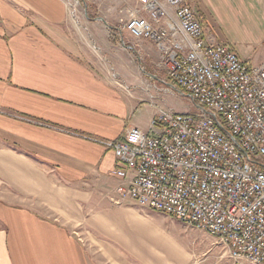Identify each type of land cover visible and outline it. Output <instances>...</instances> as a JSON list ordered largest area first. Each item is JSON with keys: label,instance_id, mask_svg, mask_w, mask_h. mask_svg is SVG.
Returning a JSON list of instances; mask_svg holds the SVG:
<instances>
[{"label": "crops", "instance_id": "obj_1", "mask_svg": "<svg viewBox=\"0 0 264 264\" xmlns=\"http://www.w3.org/2000/svg\"><path fill=\"white\" fill-rule=\"evenodd\" d=\"M194 9L220 43L228 16L262 19L252 43L230 46L251 65L264 63V0H194ZM68 24L64 0H0V264H199L168 232L176 218L117 203L121 163L87 137L147 131L155 108L107 78ZM105 47L125 89L137 83L131 76L141 80L131 70L153 69L159 58L148 41L135 51Z\"/></svg>", "mask_w": 264, "mask_h": 264}, {"label": "built area", "instance_id": "obj_2", "mask_svg": "<svg viewBox=\"0 0 264 264\" xmlns=\"http://www.w3.org/2000/svg\"><path fill=\"white\" fill-rule=\"evenodd\" d=\"M104 1L119 14L123 47L152 42L172 81L160 80L168 86L160 90L194 109L152 95L147 131L132 126L120 141L87 137L121 163L117 203L135 201L216 237L230 264H264V64L209 39L194 0Z\"/></svg>", "mask_w": 264, "mask_h": 264}, {"label": "rangeland", "instance_id": "obj_3", "mask_svg": "<svg viewBox=\"0 0 264 264\" xmlns=\"http://www.w3.org/2000/svg\"><path fill=\"white\" fill-rule=\"evenodd\" d=\"M64 1L67 4L69 12L68 30L72 32V35L79 41V43L82 44V46L88 47L90 52L96 55V57L92 56V60L94 61L95 65L104 69V73L106 74L107 78L109 76L112 81L114 80L116 84L123 91H125V94L128 97L132 95L133 91L137 93L139 101L138 103L141 104V108H146V104H149L151 96L156 95L158 96V100L166 99L165 103L166 105L170 106V108L183 112L194 110L193 106L186 98L178 96L177 93L173 94L160 90L168 87L160 80H166L170 84H172V81L168 79L164 70L158 68L157 59H155V62H152L153 69H146L145 71L137 66L135 71L131 70L133 74L134 72H137V75L140 76L139 79L141 80H138L135 75L131 76L134 78V81H137V83L135 85H128V89H125L124 85H126V83L123 80H121L120 78L118 79V77H111V73L116 74L117 70L114 69L107 60L108 54L103 51V45L104 47H109L110 45L113 51L114 49L120 47L124 49V47L120 41V33L114 32V27H116L118 24L119 14L117 11H114V9L111 11L107 9L111 6L110 5L108 7V1ZM249 17L254 16H248L247 18ZM240 18L241 19H238L237 16H228V21L220 23L224 25V37L220 38V40L228 43L229 45H235L236 43L240 45H242L243 43L250 44L255 40L253 34L257 29H259V27H262V19L251 20L249 18L248 20H245L243 16H241ZM100 19H104L106 22ZM93 29L96 30V33ZM91 31L94 32V36L96 37L97 35H101L103 39L101 43L94 39V37L92 36L93 33H91ZM122 34L126 40L130 39L129 33L124 32ZM104 53H106L107 57L103 55ZM154 54V52L151 53L152 57L146 56L144 60L148 61L149 59L154 58ZM157 55L159 56L158 51ZM111 56L112 55H109V57ZM144 65L147 66V64H145V61ZM108 70L110 73L107 72ZM147 73H152L158 76L159 80L156 78L153 79ZM165 226L168 229V232L173 234L175 240L178 243L185 245L186 249H189L190 251L196 253L195 261H197L199 264L231 263L230 258L227 254V248L223 243L219 242L216 237H213L200 229L190 227L177 219L171 220L168 218ZM157 242L160 243L158 238Z\"/></svg>", "mask_w": 264, "mask_h": 264}, {"label": "water", "instance_id": "obj_4", "mask_svg": "<svg viewBox=\"0 0 264 264\" xmlns=\"http://www.w3.org/2000/svg\"><path fill=\"white\" fill-rule=\"evenodd\" d=\"M103 21H105L104 19H102ZM106 22V21H105Z\"/></svg>", "mask_w": 264, "mask_h": 264}, {"label": "bare ground", "instance_id": "obj_5", "mask_svg": "<svg viewBox=\"0 0 264 264\" xmlns=\"http://www.w3.org/2000/svg\"><path fill=\"white\" fill-rule=\"evenodd\" d=\"M100 20H102V19H100ZM103 21V20H102ZM264 64V63H263Z\"/></svg>", "mask_w": 264, "mask_h": 264}]
</instances>
